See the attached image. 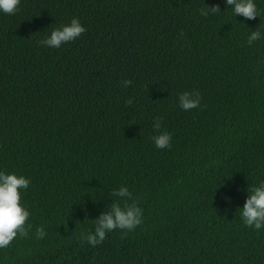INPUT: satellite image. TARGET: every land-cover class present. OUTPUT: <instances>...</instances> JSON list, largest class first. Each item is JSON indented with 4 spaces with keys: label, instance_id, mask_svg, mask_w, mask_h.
I'll return each instance as SVG.
<instances>
[{
    "label": "trees",
    "instance_id": "1",
    "mask_svg": "<svg viewBox=\"0 0 264 264\" xmlns=\"http://www.w3.org/2000/svg\"><path fill=\"white\" fill-rule=\"evenodd\" d=\"M254 3L251 20L224 0H20L0 12V170L30 180L28 235L0 248V264H264V228L239 208L264 180ZM72 17L78 38L40 43ZM185 91L196 108L179 107ZM159 131L170 146L154 145ZM121 186L131 197L114 195ZM113 202L136 204L142 223L89 245L82 234Z\"/></svg>",
    "mask_w": 264,
    "mask_h": 264
},
{
    "label": "clouds",
    "instance_id": "2",
    "mask_svg": "<svg viewBox=\"0 0 264 264\" xmlns=\"http://www.w3.org/2000/svg\"><path fill=\"white\" fill-rule=\"evenodd\" d=\"M225 4L232 7L233 13L240 15L246 20L258 17V11L254 0H224ZM20 0H0V12L13 14L16 11ZM211 11H218L217 6L210 7ZM202 14L207 15V12ZM85 28L81 25L79 18L72 17L67 24L53 28L40 43L48 47L58 48L62 43H66L78 38ZM261 38L260 31H251L246 43L252 44ZM130 80H124L123 86L130 84ZM179 107L183 110L196 108L199 105L198 94L185 91L177 97ZM131 103V101H129ZM153 129H160L161 123L159 119H155L152 125ZM157 148H165L170 146L171 133L168 131H159L151 137ZM30 180L23 175H17L14 172H5L0 170V248H4L19 234L27 236L28 231L25 228V222L29 216L27 208L20 203L19 189H26ZM241 209V217L246 227L256 230L264 228V180L247 191ZM117 197H131L132 193L127 186H121L114 191ZM143 211L136 204H129L121 207L120 204L113 202L110 210L101 213L95 218L94 230L82 234V239L86 240L91 246L101 243L106 232L116 228L131 231L137 225L142 223ZM35 235L38 239L44 238L46 232L43 227H37Z\"/></svg>",
    "mask_w": 264,
    "mask_h": 264
}]
</instances>
